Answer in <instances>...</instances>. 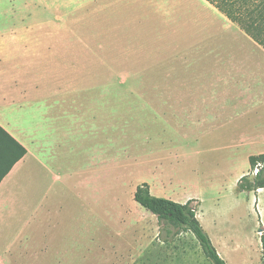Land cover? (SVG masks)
<instances>
[{
    "label": "crops",
    "instance_id": "obj_1",
    "mask_svg": "<svg viewBox=\"0 0 264 264\" xmlns=\"http://www.w3.org/2000/svg\"><path fill=\"white\" fill-rule=\"evenodd\" d=\"M163 1L169 8L152 13L140 11L141 0H111L100 10L113 13V18L97 26L105 31L104 60L112 76L152 78V101L81 100V94L97 88L21 87L12 84V79L0 80V126L26 150L0 182V264H82L76 255L80 259L83 249L80 231L67 235L63 229L66 194L73 187L78 189V200L90 211L84 239L91 243L92 237L98 238L101 219L98 194L88 196V210L82 191L89 181L97 182L110 173L117 182L137 179L139 184L147 183L155 197L180 204L198 201L196 217L206 231L204 201L196 191L214 187L216 178L180 176L186 171L183 160L212 158L208 164L215 167L216 175L236 183L250 169V157L264 156V48L204 0L198 2L208 11L205 17L220 24L217 31L209 23L206 29L202 27L199 16L180 0ZM125 13L130 21H125ZM150 17L154 20L149 21ZM196 28L200 35L193 36ZM137 86L146 84L137 81ZM33 91L51 96L40 102L25 101ZM132 109H138L139 118L153 126H139L143 150L138 154L136 172L128 170L135 160L127 152L116 154L111 144L105 154L99 151L98 141L99 133L114 131L115 119L134 115ZM23 119L38 121L32 128H23ZM166 157L182 169L164 167ZM242 158L247 163L245 171ZM144 167L147 173L140 170ZM175 181L192 182L187 187L195 191H187L181 198L161 193V186ZM111 190L110 212L105 217L114 220L116 205L118 219L126 222L131 216L124 213L120 197H113V187ZM261 191L264 188L256 195ZM136 229L133 226L129 234L134 251L141 252L146 245L144 228L141 232ZM126 257L128 262L130 255Z\"/></svg>",
    "mask_w": 264,
    "mask_h": 264
},
{
    "label": "rangeland",
    "instance_id": "obj_2",
    "mask_svg": "<svg viewBox=\"0 0 264 264\" xmlns=\"http://www.w3.org/2000/svg\"><path fill=\"white\" fill-rule=\"evenodd\" d=\"M110 1L0 0V80L12 79V84L21 87L97 88L88 94H81L79 98L81 100L136 103L154 100L152 78L123 79L121 76H112V69L107 68L104 60L106 35L104 28L99 29L97 26L105 25L107 20L113 18V13L100 10ZM180 1L193 10L192 14L199 16L202 27L206 29L209 23L210 29L217 31L220 24L213 18L209 21L208 17H205L208 11L201 3L199 4L198 0ZM166 2L172 4L173 0ZM138 6L141 12L151 10L152 13L169 8L163 0H141ZM124 15L125 21L131 20L128 19V13ZM142 15L138 14L140 17ZM152 19L154 20L150 17L149 21ZM199 32L200 29L196 28L192 35H200ZM90 40L93 44L92 50ZM137 81H142L146 86L138 88ZM48 96H51V93L33 91L28 94L25 101L40 102ZM130 111L135 112L134 115L115 119L114 131L99 133L98 141L99 151L103 150L105 154H109L110 150L106 148H110L111 144L115 153L127 152L135 160V165L128 166V170L136 172L138 154L143 150L141 149L143 140L138 136L139 126L141 123L148 124L151 129L153 126L139 118L138 109ZM5 115L10 120L8 110L5 111ZM25 119H23V128L28 126L32 128L38 121L30 119L26 122ZM102 123L105 125V121ZM145 134L153 137V132L147 131ZM184 151L191 153V150L186 148ZM191 158H193L191 161L183 160L186 171L184 174L180 172V176L195 179L203 174L204 177L216 178L214 187L205 186L202 190L196 191L204 201L202 221L212 245L227 264H264L261 255L264 244V210L263 213L260 212V209L264 208V191L257 195L255 192H238L237 182L230 183L227 177L216 175L215 167L208 164L213 161L212 158L205 156ZM165 159L164 167L182 169L181 164L176 165L168 157ZM200 162L202 164H199ZM199 168H202V172ZM241 169L242 171L247 169L244 158ZM140 170L145 173L148 171L145 167L144 170ZM242 176L252 179L250 169L243 172ZM113 177L115 178L110 173L103 179L99 178L97 182L89 181L88 188L85 187L82 191L83 198L86 196L88 210H90L88 196L93 198L98 194V212L101 219L98 221V238L96 240L92 237L91 243L84 239V236L88 235L86 230H89L90 226V211H86L82 206V200H78V189L73 187L66 194L63 229L67 235L79 230L83 237V249L80 259L76 254L77 261L80 260L82 264H118L119 262V264H212L204 257L198 242L190 232L181 233L172 241L165 243L157 240L159 230L156 217L132 199V191L139 184L138 180L128 179L117 182ZM73 183L76 181L73 180ZM191 183L186 181H175L171 185L167 183L160 187V191L167 196L177 195L181 198L183 193L195 191L187 187ZM111 186L112 196L120 197L125 206L124 213L128 211L131 216L126 222L118 219L116 205L113 207L116 216L114 220L105 217L106 212H110ZM104 195L105 197L102 198ZM79 220H81L80 225H78ZM133 226H136V231L140 230V232L144 228L146 238L144 251H134L135 246L129 234ZM120 245L122 249L118 248ZM128 255L130 260L125 262Z\"/></svg>",
    "mask_w": 264,
    "mask_h": 264
},
{
    "label": "trees",
    "instance_id": "obj_3",
    "mask_svg": "<svg viewBox=\"0 0 264 264\" xmlns=\"http://www.w3.org/2000/svg\"><path fill=\"white\" fill-rule=\"evenodd\" d=\"M229 21L236 24L246 35L264 48V0H204ZM26 154L7 131L0 126V182L12 167ZM257 164L256 176H242L236 185L238 192H257L264 188V156L249 158L250 170ZM133 200L157 219V240L172 241L181 233L190 232L198 242L204 257L212 264H227L216 252L209 236L196 217L199 202L189 200L184 204L151 195L149 185L140 183L133 193ZM194 204V205H193ZM264 261V244L262 245Z\"/></svg>",
    "mask_w": 264,
    "mask_h": 264
},
{
    "label": "built area",
    "instance_id": "obj_4",
    "mask_svg": "<svg viewBox=\"0 0 264 264\" xmlns=\"http://www.w3.org/2000/svg\"><path fill=\"white\" fill-rule=\"evenodd\" d=\"M259 168H260V164H257L253 169L250 170L251 177L256 176Z\"/></svg>",
    "mask_w": 264,
    "mask_h": 264
}]
</instances>
